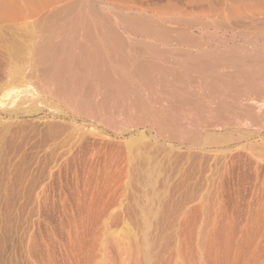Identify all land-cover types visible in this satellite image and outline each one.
Masks as SVG:
<instances>
[{"label":"rangeland","instance_id":"rangeland-1","mask_svg":"<svg viewBox=\"0 0 264 264\" xmlns=\"http://www.w3.org/2000/svg\"><path fill=\"white\" fill-rule=\"evenodd\" d=\"M87 1L132 43L121 20L140 16L264 56V0ZM13 2L0 13V264H264L263 103L243 102L254 119L166 101L81 113L30 76L36 20Z\"/></svg>","mask_w":264,"mask_h":264},{"label":"bare ground","instance_id":"bare-ground-1","mask_svg":"<svg viewBox=\"0 0 264 264\" xmlns=\"http://www.w3.org/2000/svg\"><path fill=\"white\" fill-rule=\"evenodd\" d=\"M84 1L24 0L36 20L28 46V72L43 82L49 95L79 104L81 113L93 115L118 103L131 108L135 100L160 107L166 101L177 112L187 105L196 113L212 117L224 112L254 117L253 103L243 102L261 101L264 105V56L252 58L250 53L230 48L220 53L206 50L202 39L184 28L169 30L140 16L124 17L119 28L140 37L134 44L129 35L124 37L114 30V19L100 17L88 8L89 1ZM12 2L0 0V13L12 11ZM61 2L64 4L57 7ZM165 21L181 25L184 17L168 14ZM180 46L187 49L177 48ZM191 48L201 50L194 53ZM156 105L152 118L160 130L164 123L161 108ZM168 117L170 127L172 117ZM205 123L212 126V121Z\"/></svg>","mask_w":264,"mask_h":264}]
</instances>
